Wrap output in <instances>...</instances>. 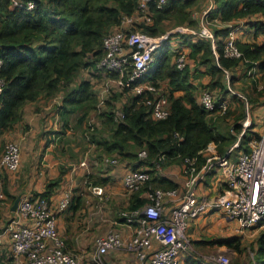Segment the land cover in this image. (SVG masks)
<instances>
[{
    "label": "trees",
    "instance_id": "trees-1",
    "mask_svg": "<svg viewBox=\"0 0 264 264\" xmlns=\"http://www.w3.org/2000/svg\"><path fill=\"white\" fill-rule=\"evenodd\" d=\"M22 1H33L35 7L26 10L12 7L10 0H0V79L4 82L0 92V137L21 120L24 105L36 101L43 94L49 98L61 94L60 111L63 116L85 108L78 121L84 119L87 111L95 109L96 94L92 84L83 80L72 86V82L81 69L96 70V63L103 55L104 38L120 28L123 17L135 15L138 4V0ZM212 1L208 19L225 25L221 28L208 26L215 37V47L209 38L199 36H195L197 40L187 36L184 43L189 48L188 60L203 65L210 77L204 90L211 94L219 92L222 95L219 100H222L228 91L225 71L230 74L244 67L243 75L255 80V85L258 80L254 76L264 73V42H245L238 38L236 42L241 57L232 58L225 54V42L235 21L260 18L254 22V34L264 36V0ZM194 3L195 0H167L160 8L150 3L147 5L149 20L144 19L140 24L134 22L131 30L159 36L169 28L167 22L191 27L195 24L192 20ZM169 46L170 42L155 51L153 62L140 80H147L157 87L160 81H166L167 116L152 119L151 105L147 103L153 98L152 94L134 93L120 108L121 120H116L113 111L105 116L104 125L109 127L108 138L97 136L95 130L90 132V137L105 151L117 152L122 159L135 158L138 151L144 150L146 156L138 160L140 165L155 167L177 160L188 165L189 160H194L198 171L206 162L203 150L210 142L217 143L221 154L227 153L230 138L220 130V121L227 117H222L217 109L206 111L198 104L188 64L183 70H178L175 60H172L176 54L170 52ZM106 75L112 79L116 77L114 73ZM229 78L232 83L235 82L234 77ZM119 90L132 91L127 88ZM177 92L180 94L176 95ZM230 113L231 110L226 115ZM245 118L246 114L242 113L234 120L232 128L239 134L244 128L242 121ZM250 131L247 130L242 138L245 148H248L249 140L257 136ZM148 171L150 178L141 189L132 192L125 209L134 210L143 206L148 201L147 191L178 188L171 179L154 174L153 168ZM59 180L60 176L49 180L42 192L32 194L49 197ZM220 243L237 251L241 249L240 236L224 238ZM257 252L258 260L264 264V233L258 239Z\"/></svg>",
    "mask_w": 264,
    "mask_h": 264
},
{
    "label": "built area",
    "instance_id": "built-area-1",
    "mask_svg": "<svg viewBox=\"0 0 264 264\" xmlns=\"http://www.w3.org/2000/svg\"><path fill=\"white\" fill-rule=\"evenodd\" d=\"M12 7L32 10L33 1L10 0ZM167 0H138L136 14L123 17L117 31L108 34L103 40V55L96 63V71L103 75L116 74L110 82L117 89H130L135 94L150 92L153 98L147 102L151 105L152 119H164L168 114L167 92L151 82L140 81L153 62L155 51L169 43L171 32L159 36H150L139 30L132 31V25L137 17L142 21L148 19L147 5L155 4L162 7ZM202 18L199 31L180 28L187 34L209 38L215 47V37ZM179 31V30H177ZM237 33L233 27L225 44V54L228 57L240 58L241 52L237 46ZM175 64L178 70H183L188 64V56L184 51L175 52ZM1 66V61H0ZM227 77L229 72L225 71ZM107 76V75H106ZM4 82L0 79V92ZM106 88L103 90V92ZM100 103L103 102L102 93ZM198 104L206 111L216 110L225 113L229 107L228 100H219L215 95L204 90L198 99ZM121 114V113H120ZM122 117V114H121ZM244 126V125H243ZM246 124L238 135L235 144L229 147L226 154L213 153L201 168L196 171L194 160L184 163L183 171L188 174L185 188L161 189L147 191L148 201L134 210L124 209L120 218L133 230L125 237L119 229L109 230L95 239V257L88 260L78 253L68 250L60 237L57 226V215L66 208L70 196L65 193L58 206L52 207L49 198L41 194L20 195L14 216L8 222L6 229L9 234L10 251L13 264H105L102 258L109 251L125 250L132 255L134 264H178L182 251H188L191 239L188 229L190 223L201 215L212 211H222L230 221H235L237 228L244 231L252 227L264 226V130L258 138H251L248 148L240 150L235 159L231 155L242 146V138L247 132ZM93 130L92 127L89 129ZM140 156L146 152L141 150ZM20 147L18 142H7L0 153V201L6 198L4 190V173L15 171L20 163ZM107 164H117V158L104 157ZM88 155L80 161L87 165ZM159 164H157L158 166ZM219 169L221 171L218 173ZM210 170H216L220 179L226 183L224 193L211 192L200 195L197 185ZM150 178L148 169L134 168L122 176L123 187L134 192ZM92 192L105 196L101 186H92ZM165 198L172 204L164 209ZM210 264H231L228 257L220 255Z\"/></svg>",
    "mask_w": 264,
    "mask_h": 264
},
{
    "label": "rangeland",
    "instance_id": "rangeland-1",
    "mask_svg": "<svg viewBox=\"0 0 264 264\" xmlns=\"http://www.w3.org/2000/svg\"><path fill=\"white\" fill-rule=\"evenodd\" d=\"M212 5V0L195 1L192 11V20H194L195 24L191 27L187 25H177L174 21L172 24L167 22V28H169L165 32L172 33L168 37V41L173 42V40L177 39L186 40L187 36H191L194 38L196 35L187 34V32H183L180 28L188 27L197 33L200 29V25L204 15L207 16L206 20L204 18L207 27L209 26L221 28L222 26H225L217 20L208 19L207 14L211 10ZM134 22L140 24L142 23V18L137 17ZM235 24L236 23H233L232 26H234ZM165 32L163 34H165ZM167 44L169 45V43ZM172 60H175L174 56H172ZM241 69L242 71L240 74H232L230 72L231 74L229 75V77L232 76L236 78L237 76H239V78L235 79L238 80L237 82L232 83V80L229 77H225V83L227 84L228 91H226L227 94H225V98L222 100H228L229 107L227 109V112L231 110L230 115H226L227 112L225 114L219 112L222 117H227L226 120L220 121V130L224 135L230 138V141L228 142L230 143L229 147L237 142L238 135H240L232 127L234 126V120L241 116L242 113L246 114V118L242 121L243 125L245 126L246 124H249L247 130H251L249 133L255 132L254 134H257L255 138H258L264 130V73H258V75L254 76V78L258 80V84L255 85V80H253L249 76L243 75L245 68L241 67ZM86 70L88 69H81L79 71L74 81L72 82V86H76L83 80L89 81L92 84L93 92L96 94V107L95 109L87 111L86 116L82 121L78 120L85 113V108L78 109V112H76L79 113V115L77 116V122L71 125V129L69 128V133H66L64 129H61L58 133L59 140L57 142L60 143L61 146V139H63V137L70 139L71 142H74L75 150H66L70 154L68 155V158L65 157V159H63V162H67L66 167L68 169L70 168V166L73 167L72 164H77L86 154L88 155L87 168L79 171L78 173H72L73 177L69 178L72 181H70V185L67 186V189L72 187L73 193L76 189H79V191H81V209L78 213H76V217L75 215H72L69 218L68 216L70 215V212L69 215L68 212L64 213L62 215V221H59L60 226L58 229L60 237H62V239L64 240L66 247L68 246V241L74 242L75 246L72 245L71 248L67 247V249L78 253L80 257H86V260H88L91 256L95 257V239L109 230L120 228L119 224L116 223L115 218L119 217L120 213L125 209V207L128 206L127 197L132 193L127 191L119 183L118 180L112 181L109 185H103L100 182L94 183L95 181H98L96 178H98L103 171H108V169L113 167L111 166L112 164H107L104 161V157H115L117 158L118 163H120L123 159L117 152H107L105 151L104 147L97 145L96 142H92L90 137L91 131L89 129L90 127H92V132L95 130V134L97 136L108 138L109 127L104 125L105 116L109 111H113L115 112L116 120H121L120 108L128 101L129 97L131 98L134 95V93L132 91L126 92L117 89L110 82L111 80L109 76L98 73L96 70H92L91 73H87ZM204 77L205 76L203 75H198L196 78V82H193V84H195V88H197V99H199L200 95L204 92L203 87L206 84L204 83L203 85L202 83H200ZM159 84L161 90H164L168 93L166 81H160ZM105 88L106 90L103 92ZM101 93L103 94L102 103H100ZM212 95H215L217 99L221 98L222 96H220L219 92L217 91L212 92ZM60 97L61 94L53 99V106H58L57 104L60 103ZM39 101L41 107L46 104V100H44V98L39 99ZM53 110H55L54 107ZM25 114L28 116V113ZM53 127L54 126H52L50 129L46 127L44 129L46 131L53 130ZM20 129V137L11 138V136L8 134V136H10L9 139H6L4 137L0 138V153L2 152L7 142L18 141L21 158L18 169H15V171H20L22 167L24 168V166L28 168V162H32L35 160V158H37V155H32L35 158L30 157V153L33 151V149L28 148V143L31 144V142L37 141L41 134L36 133L33 128L32 131H30L31 127L28 125V122L25 124L24 121H22ZM44 129L42 132H44ZM36 130L38 131L39 128ZM23 142H25L26 145V147L24 148V155L22 148ZM57 144L53 148L54 152L58 150V148H56ZM62 148L63 147H59V150H61ZM37 151L39 152V150ZM139 152L140 151H138L137 153V157L131 158L133 161L137 162V160H143L145 158L143 156H140ZM239 152L240 149H235V151L231 155V158L235 159L238 156ZM55 156L57 155L55 154ZM212 156L213 152L211 150H208L207 158ZM178 161L179 160H177V162ZM180 164L184 166L183 162H180ZM167 165L168 163L166 165L163 164L155 167L153 166L151 168L155 170L154 174H164L166 176H171L174 179H177L178 175L173 172L174 168H168ZM64 167L65 166L62 164L60 169H63ZM101 167H103V169L105 170H103ZM142 168L150 169L146 166H142ZM220 171L221 169H219L218 173ZM181 174L184 175V182L178 187V190L180 192L184 190L185 183L188 177V174L184 173V171ZM56 177H53L51 179H54ZM17 182L19 183L20 180H17L14 184L16 185ZM92 183L101 186L103 188L105 196L99 197L97 195H93L87 188L88 184L90 185V187L94 185ZM15 193L16 194L14 195V197H12V199L9 198L10 200L6 197L3 209V214L5 215V217L0 221V229L7 226L8 222L14 215V213L10 212V207H12L15 199L20 196L22 192L17 191ZM142 195L144 196L145 194L143 193ZM164 200V209L168 210L172 202L167 200V198H165ZM227 219V217H223L222 219L226 223L225 227L221 223H219L218 218L208 221V223L205 225H200V223H198L199 226L196 225L197 229L194 234V238L190 237L191 242L188 251H182V254H189L188 256L194 259L192 260L194 264H210L213 259L218 258L220 255L228 257L231 261V264H261L262 261L258 260L259 254L257 250L258 239L264 233V226H261L259 224L258 226L242 231L237 228V224L235 223V221L231 222ZM192 230H194V228L188 229V233L190 234ZM233 236H240L241 238L240 251H237L233 247H228L227 245L220 243V240ZM198 241L202 242L199 243ZM114 252L116 251H109L108 253H106L103 257H101L102 261L105 264H119L115 261ZM118 252H121V255L128 256V253L125 250H119Z\"/></svg>",
    "mask_w": 264,
    "mask_h": 264
},
{
    "label": "crops",
    "instance_id": "crops-1",
    "mask_svg": "<svg viewBox=\"0 0 264 264\" xmlns=\"http://www.w3.org/2000/svg\"><path fill=\"white\" fill-rule=\"evenodd\" d=\"M259 19L260 18L258 17H254L251 19L245 18L239 21H235L234 23L236 24L234 25V28L236 29L238 38H241L245 42H256L259 44L263 43L264 36H255L254 34V30H255L254 22L258 21ZM189 39L197 40L196 37L194 38L190 37ZM184 42L185 40H179V39L173 40V42L170 41V46H169L170 52L174 55L175 52L184 51L188 55L189 48ZM188 70H189L190 80L192 83L196 82V78L198 75L205 76L200 83H202L203 85L204 83L205 84L208 83L210 77L205 72V67L203 65L196 64L193 62V60L189 59L188 60ZM241 71L242 69L241 67H239L236 70H233L231 73L240 74ZM86 72L91 73L92 69H88L86 70ZM234 78L237 79L239 78V76H237V78L236 77ZM237 81L238 80H235V82ZM175 94L178 95L180 94V92H177ZM56 97L49 98L43 94L36 101L27 103L26 104L27 106L24 105L22 112H21V120L12 128V130L5 132L4 134L1 135V137H4L6 139L7 138L9 139L10 136L11 138L20 137L21 136L20 128H21L22 121H24L25 124L28 122V125L31 127L30 131H32V128H33V130H35L36 133H41L37 141L31 142V144L28 143V148L33 149V151L30 153V157L35 158L34 156L37 155V158H35V160L32 162L30 161L28 162V168L24 166V168L22 167L20 171H15V172L6 171L4 173V190L6 193V197L8 199L9 198L12 199V197H14V195L16 194L15 192L17 191H21L23 193V194L21 193L20 195L32 194L34 192H42L45 189L46 183L49 179L56 177V176H60V180L58 184H56V186L54 187V190L48 197L50 205L55 208L58 206L62 196L65 193H68L70 196V201L67 207L62 209L60 212H58L57 226L59 229V226H60L59 221H62L63 219L62 215L64 213L68 212V215H69V212H70V215L68 216L69 218L72 215H75L76 217V213H78L79 210L81 209V205H80V201L82 199L81 191H79V189H76L73 193L72 187L67 189V186H69L70 181H72L69 178L73 177V174L78 173L79 171L83 169H86L88 166V163L87 165H80L78 162L77 164H72L73 167L70 166V168L68 169L66 167L67 162H63V159H65V157L68 158V155L70 154L66 150H75V147H74V142H71L70 139H67L64 137L63 139H61L62 145L60 146V143L57 142L59 140L58 133L60 132L61 129H64L66 133H69V130L71 129V125L77 122V116L79 115V113H76L78 111H75V112L69 113L64 116L61 115L60 108L62 106V97L59 98L60 103L57 104L58 105L57 107L53 106V99H55ZM41 98H44V100H46V104L43 107L40 106L39 99ZM53 107L55 108V110H53ZM25 113H28V116ZM52 126H54L53 130L46 131L44 129L46 127L50 129ZM38 128L39 130L37 131L36 129ZM43 129H44V132H42ZM8 134L10 136H8ZM56 144H57L56 148H58V150L54 152L53 148ZM25 147H26L25 142H23L22 143L23 155L25 153V150H24ZM59 147H63V148L59 150ZM244 148L245 147L240 146L238 149L242 150ZM37 150H39V152ZM208 150H211L213 153H218V154L220 153L218 149V145L215 142H210L207 145V147L203 150V153L206 157H207ZM55 154L57 156H55ZM62 164L65 167L63 169H60ZM111 166L113 167L108 169V171H103L101 175H99V177L96 178L98 181H95L94 183L100 182L103 185H107V184L109 185L112 181L118 180L119 183L123 186L122 176L128 170L134 169V168H141L142 166L151 168V166L149 165H143V164L140 165L138 164V160L136 162V161H133L131 158H124L120 163L112 164ZM167 167L168 168L173 167L174 168L173 172L178 175V178L174 179L171 176H166L164 174H160V175L171 179L177 184L178 187L182 185L184 182V175H182L181 173L183 172L184 166L181 165L180 162H171V163H168ZM101 168L103 169V167ZM220 177L221 176L220 175L218 176V173L216 172V170H210L208 174L204 176L202 181H200L197 185V190L199 194L204 196L211 192L224 193L226 191V183L222 179H220ZM17 180H20V182L19 183L17 182V184L15 185L14 183ZM92 186H98V184H94ZM92 186L90 187V185L88 184L87 188L93 195H95L92 192ZM131 195L132 193L128 195L127 202H129ZM5 200L6 198L4 199V201L3 200L0 201V221L1 219L5 217V215L3 214ZM10 210H11L10 212L14 213V210H12L11 207H10ZM222 216L226 217L222 211H212V212H208L194 219L190 223V226H189V229L194 228V230L190 232V237L194 238V234L197 229L196 225H198V223H200V225L201 224L205 225L208 223V221L218 218L219 223H221L225 227L226 223L222 220L223 219ZM115 221L116 223L119 224V227H120L119 230L123 233V235L125 237L130 236L133 230L132 225L126 224L119 217H116ZM72 245L75 246L74 242L68 241L67 247L71 248ZM127 255L128 256L121 255V252L116 251L114 252L115 261L118 262L119 264H134L132 255L129 253ZM188 255L189 254L187 253L182 254L181 252L178 264H194L192 261L194 259ZM0 259H1L0 264H13L12 262L13 257L11 255L10 244H9V234L6 229V226L0 229Z\"/></svg>",
    "mask_w": 264,
    "mask_h": 264
},
{
    "label": "water",
    "instance_id": "water-1",
    "mask_svg": "<svg viewBox=\"0 0 264 264\" xmlns=\"http://www.w3.org/2000/svg\"><path fill=\"white\" fill-rule=\"evenodd\" d=\"M18 200H19V197H17L12 205V210H15L16 206H17V203H18Z\"/></svg>",
    "mask_w": 264,
    "mask_h": 264
}]
</instances>
